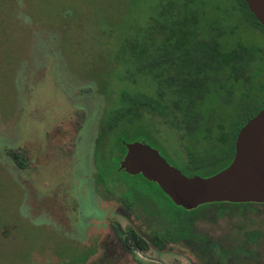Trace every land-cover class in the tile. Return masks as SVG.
Segmentation results:
<instances>
[{"label":"rangeland","instance_id":"obj_1","mask_svg":"<svg viewBox=\"0 0 264 264\" xmlns=\"http://www.w3.org/2000/svg\"><path fill=\"white\" fill-rule=\"evenodd\" d=\"M203 1L206 19L222 16L218 0ZM158 2L0 0V264H199L183 244L160 250L151 243L186 210L138 174L94 165L101 122L119 92L150 91L145 74L121 52L135 31L143 38ZM154 35L153 45L161 34ZM240 35L264 48V33L245 28ZM258 67L264 82V59ZM223 97V91L211 95L201 107L205 114L213 110L211 125L232 121L234 98ZM119 136L185 166L183 138L161 117L146 113ZM110 139L103 138V151ZM206 208L193 211L191 231L218 241L232 263L264 264V205L243 213ZM129 227L149 242L146 251L126 248ZM252 229L259 235L250 240L245 231Z\"/></svg>","mask_w":264,"mask_h":264},{"label":"trees","instance_id":"obj_2","mask_svg":"<svg viewBox=\"0 0 264 264\" xmlns=\"http://www.w3.org/2000/svg\"><path fill=\"white\" fill-rule=\"evenodd\" d=\"M204 5L203 0H159L147 19L143 38L137 30L125 40L129 49H122L121 56L131 63L134 71L145 74L150 91L124 89L119 92L118 104L106 112L96 139L94 165L97 171H103L108 165L113 171L130 175L120 168L126 146L119 134H128L146 113L161 117L176 128L183 139L195 140L199 134L207 139L201 154L194 151L193 143H187L188 160L193 168L188 176H210L231 162L239 129L264 107V82L258 67L264 59V48L245 41L240 33L245 28L264 33V27L245 0H218L215 8L222 16L209 19H206ZM157 33L161 36L153 45ZM238 88L240 94H237ZM221 91L224 92L222 100L228 102L234 98L235 105L232 121L226 127L216 121L211 125L213 110L206 114L201 110L206 99L220 95ZM216 128L218 134H214ZM108 135L111 139L103 151L102 140ZM13 157L18 159V155ZM138 175L153 184L173 205L186 210L176 205L155 182ZM122 200L131 208V201L129 204L126 199ZM259 204L264 205L214 202L198 207H215L220 214L231 208L243 213ZM195 209L186 210L189 215H173L169 226L154 233L153 243L161 249L169 244H183L192 250L199 264H235L230 262L231 254L218 241L191 231L190 218ZM245 235L251 240L258 237L259 231L248 230ZM126 246L145 251L149 243L129 227Z\"/></svg>","mask_w":264,"mask_h":264},{"label":"water","instance_id":"obj_3","mask_svg":"<svg viewBox=\"0 0 264 264\" xmlns=\"http://www.w3.org/2000/svg\"><path fill=\"white\" fill-rule=\"evenodd\" d=\"M245 2L264 27V0ZM124 144L120 168L155 182L186 210L214 202L264 203V107L239 129L229 165L210 176L184 174L148 143Z\"/></svg>","mask_w":264,"mask_h":264},{"label":"flooded vegetation","instance_id":"obj_4","mask_svg":"<svg viewBox=\"0 0 264 264\" xmlns=\"http://www.w3.org/2000/svg\"><path fill=\"white\" fill-rule=\"evenodd\" d=\"M201 140H203L202 142L205 144L206 143V145H207V139H195V140H190V139H188V140H186V139H183V141H184V145L186 146V148H185V154H186V156H187V161H186V163H185V166H184V168L183 169H179L178 167V169L179 170H181L184 174H189V173H191V170H193V168L191 167V164H189V160H188V151H189V149L187 148V146L189 145V144H187V143H193L194 144V151L196 152V153H199V154H201V153H204V150H205V147L206 146H204V147H202V148H199V147H197V145H199V144H201L200 143V141ZM171 164V163H170ZM173 165V164H172ZM175 166V165H174ZM176 167V166H175ZM121 200H122V198H120ZM123 199H125V198H123ZM122 202L128 207V208H130L123 200H122ZM131 209V208H130ZM141 236V235H140ZM143 237V236H142ZM154 237V236H153ZM152 237V238H153ZM144 238V237H143ZM145 239V238H144ZM146 240V239H145ZM149 243V242H148ZM151 243L153 244V245H155L154 243H153V241H152V239H151ZM150 245V244H149ZM125 246H126V241H125ZM149 247V246H148ZM158 247V246H157ZM126 248H127V246H126ZM127 249H129V248H127ZM148 249V248H147ZM158 249H160L161 250V248H159L158 247ZM132 250H136V249H132ZM137 251H141V250H137ZM146 251V250H145ZM240 252V253H242V254H244V255H248L244 250L243 251H241L239 248H237V249H235V252ZM231 257H233V254H231Z\"/></svg>","mask_w":264,"mask_h":264}]
</instances>
